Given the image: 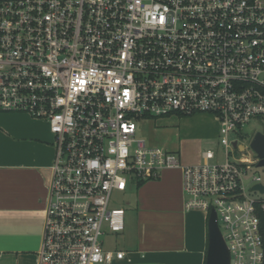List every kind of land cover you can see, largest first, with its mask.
<instances>
[{
	"label": "built area",
	"instance_id": "2783aa9c",
	"mask_svg": "<svg viewBox=\"0 0 264 264\" xmlns=\"http://www.w3.org/2000/svg\"><path fill=\"white\" fill-rule=\"evenodd\" d=\"M0 112L46 120L55 155L39 264L128 259L113 193L182 170L184 205L217 221L230 264H263L264 0H0ZM207 114L225 159L195 164L138 135L142 119ZM251 177V185L247 178ZM264 194V193H261Z\"/></svg>",
	"mask_w": 264,
	"mask_h": 264
},
{
	"label": "crops",
	"instance_id": "0c3cea01",
	"mask_svg": "<svg viewBox=\"0 0 264 264\" xmlns=\"http://www.w3.org/2000/svg\"><path fill=\"white\" fill-rule=\"evenodd\" d=\"M180 119L184 133L218 139L213 116ZM53 141L46 120L0 112V264H39ZM135 185L120 233L128 259L115 264H206L209 214L185 208L182 170L164 169L158 178Z\"/></svg>",
	"mask_w": 264,
	"mask_h": 264
},
{
	"label": "rangeland",
	"instance_id": "374dc122",
	"mask_svg": "<svg viewBox=\"0 0 264 264\" xmlns=\"http://www.w3.org/2000/svg\"><path fill=\"white\" fill-rule=\"evenodd\" d=\"M180 118L177 115H171L142 119L137 122L138 135L144 137L150 145L162 147L169 151H178L181 154L182 162L186 164L200 162L202 152L206 150H213L216 153V158L212 162L225 159V153L222 150L219 139L212 137L202 140L184 133L182 130L183 119ZM187 120L189 121V119ZM245 129L249 133L256 130L264 131V122L254 120ZM254 171L264 175L262 168H255ZM247 184L251 185V177L247 178ZM129 187L127 192L116 191L113 193V206L125 207L131 202L136 185L133 182ZM252 195L258 198H264V194L258 192H254ZM129 216L127 214V221L129 220ZM103 241L107 249H124L126 247L125 241L120 233L107 232L103 236Z\"/></svg>",
	"mask_w": 264,
	"mask_h": 264
},
{
	"label": "water",
	"instance_id": "95a60500",
	"mask_svg": "<svg viewBox=\"0 0 264 264\" xmlns=\"http://www.w3.org/2000/svg\"><path fill=\"white\" fill-rule=\"evenodd\" d=\"M252 149L260 157L258 166H264V134L257 133L251 142ZM252 190L264 193V185L256 184ZM209 245L206 264H230V252L217 221V213L211 210L208 218Z\"/></svg>",
	"mask_w": 264,
	"mask_h": 264
},
{
	"label": "trees",
	"instance_id": "16d2710c",
	"mask_svg": "<svg viewBox=\"0 0 264 264\" xmlns=\"http://www.w3.org/2000/svg\"><path fill=\"white\" fill-rule=\"evenodd\" d=\"M258 215H259V218H260V229H261V234L263 236V246H264V209L261 208L258 211Z\"/></svg>",
	"mask_w": 264,
	"mask_h": 264
},
{
	"label": "flooded vegetation",
	"instance_id": "af4514ba",
	"mask_svg": "<svg viewBox=\"0 0 264 264\" xmlns=\"http://www.w3.org/2000/svg\"><path fill=\"white\" fill-rule=\"evenodd\" d=\"M53 145H54V141H53Z\"/></svg>",
	"mask_w": 264,
	"mask_h": 264
}]
</instances>
